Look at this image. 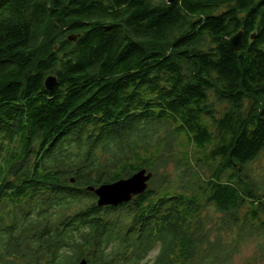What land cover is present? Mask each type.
<instances>
[{
	"label": "trees",
	"instance_id": "16d2710c",
	"mask_svg": "<svg viewBox=\"0 0 264 264\" xmlns=\"http://www.w3.org/2000/svg\"><path fill=\"white\" fill-rule=\"evenodd\" d=\"M2 151L0 264H264V0H0Z\"/></svg>",
	"mask_w": 264,
	"mask_h": 264
},
{
	"label": "water",
	"instance_id": "95a60500",
	"mask_svg": "<svg viewBox=\"0 0 264 264\" xmlns=\"http://www.w3.org/2000/svg\"><path fill=\"white\" fill-rule=\"evenodd\" d=\"M168 1L171 2L173 0ZM242 32L243 30L240 28L228 38V44L232 50L239 49L242 40ZM68 38L73 40L75 36L71 34ZM56 84L57 79L54 74L46 75L44 86L47 90L53 89ZM151 177V171L140 168L127 177L119 178L108 183H102L96 187L87 186V188L94 193L97 205H117L129 201L134 195L144 192ZM75 264L88 263L85 258H81Z\"/></svg>",
	"mask_w": 264,
	"mask_h": 264
},
{
	"label": "rangeland",
	"instance_id": "374dc122",
	"mask_svg": "<svg viewBox=\"0 0 264 264\" xmlns=\"http://www.w3.org/2000/svg\"><path fill=\"white\" fill-rule=\"evenodd\" d=\"M19 148H20L19 146L13 147L12 150H18L19 151ZM6 156H7L6 151L0 152V177L6 171V166H7ZM254 168H256V171L259 174H263V172H264V157H261L259 159V161L255 162ZM250 253H251V249H246L242 252V256L246 257V256L250 255ZM240 257H241V255L236 256V259L238 260V262L242 261V258H240Z\"/></svg>",
	"mask_w": 264,
	"mask_h": 264
},
{
	"label": "bare ground",
	"instance_id": "6f19581e",
	"mask_svg": "<svg viewBox=\"0 0 264 264\" xmlns=\"http://www.w3.org/2000/svg\"><path fill=\"white\" fill-rule=\"evenodd\" d=\"M13 180V179H12ZM106 233V232H105ZM99 235V234H98ZM118 235V234H117ZM108 238V237H107ZM106 239V238H105ZM119 243V242H118ZM125 248V247H124ZM130 249V248H129ZM113 254V253H112Z\"/></svg>",
	"mask_w": 264,
	"mask_h": 264
}]
</instances>
